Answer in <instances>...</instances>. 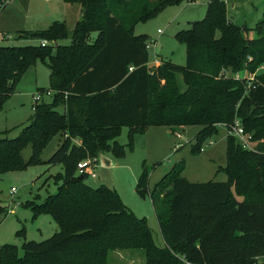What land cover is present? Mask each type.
Here are the masks:
<instances>
[{
  "label": "trees",
  "instance_id": "16d2710c",
  "mask_svg": "<svg viewBox=\"0 0 264 264\" xmlns=\"http://www.w3.org/2000/svg\"><path fill=\"white\" fill-rule=\"evenodd\" d=\"M64 1L80 4L85 16L69 44H58L67 32L64 22L55 20L45 29L19 33L50 44L0 45V105L38 60L49 69L53 91L51 102L34 103L17 135L0 134V173L43 162L63 167L55 193L27 202L33 216L48 214L59 229L41 241L24 240L20 249L0 245V264H104L109 251L127 249L142 250L145 264H264V10L249 28L227 19L223 0H211L206 16L178 33L186 44V65L162 59L149 68L148 35L134 34L135 25L166 6L194 0ZM93 31L101 32L99 42L91 41ZM259 67L263 71L257 74ZM242 71L254 75L249 88L246 75L235 77ZM58 104L63 112L55 109ZM235 119L251 134L254 149L228 136L227 165L219 168L226 180L188 181L182 160L150 190L143 167L137 192L150 194L163 246L115 189L92 187L75 173L85 157L124 155L115 140L121 126L128 127L131 139L150 125L171 132L199 125L190 149L197 154L218 124ZM64 130L66 138L43 161V149ZM28 143L25 160L21 151ZM247 175L251 182L237 199L233 181Z\"/></svg>",
  "mask_w": 264,
  "mask_h": 264
},
{
  "label": "rangeland",
  "instance_id": "374dc122",
  "mask_svg": "<svg viewBox=\"0 0 264 264\" xmlns=\"http://www.w3.org/2000/svg\"><path fill=\"white\" fill-rule=\"evenodd\" d=\"M210 1H183L178 5H169L153 18L135 25L134 34L148 35L149 68L156 66L152 63L154 53L157 58L180 66L186 65L187 48L178 33L204 18ZM223 1L226 17L234 24L252 28L262 18L264 0ZM81 15L83 18L80 21ZM84 18V9L78 3L64 0H5L0 8V45H35L39 43L38 39L19 36V33L23 30L45 29L55 20L64 22L67 32V38L59 40L58 44H69L73 31ZM219 34L217 29L216 35ZM250 35L253 36V33ZM90 36L91 41L99 42L102 34L93 31ZM153 40L156 41L155 44L152 43ZM262 71L263 68L259 67L256 72L259 74ZM48 76V67L39 60L23 74L15 90L0 105V134L7 131L9 137L15 136L28 123L34 112L33 95L37 92L42 93L43 100L40 102L52 101V94L47 95L38 89L49 87ZM177 84L180 89L184 88L181 75L177 77ZM55 109L63 112V105L58 104ZM199 129V125H191L171 132L167 126L150 125L143 132L134 133L130 139L128 127L121 126L115 140L124 146V155L117 157L106 152L115 164L102 166L98 162L95 167L96 177L86 176L83 180L92 187L104 185L115 189L122 202L136 216L145 219L152 230L155 243L163 246L164 239L150 194L147 191L139 194L137 182L145 167L148 171L147 189L151 190L174 164L182 160L185 165L182 175L188 181L226 180V174L219 169L227 165L226 144L229 135L226 125L218 124L217 133L203 142L199 153L192 154L191 144ZM65 138V130L58 132L43 149L41 159L47 160ZM73 142L78 143L79 140L73 139ZM30 154L31 146L28 143L21 155L27 160ZM62 172V165L43 162L25 169L0 173V245L11 243L20 249L24 240L41 241L59 229L50 215L33 216L28 203L42 202L49 194L55 193ZM250 182L251 177L248 175L237 182L233 181L232 191L237 199L243 198L242 193L247 191ZM12 189L14 192H11ZM104 264H145V255L142 250L136 249L111 250Z\"/></svg>",
  "mask_w": 264,
  "mask_h": 264
},
{
  "label": "built area",
  "instance_id": "2783aa9c",
  "mask_svg": "<svg viewBox=\"0 0 264 264\" xmlns=\"http://www.w3.org/2000/svg\"><path fill=\"white\" fill-rule=\"evenodd\" d=\"M5 0H1L0 7L4 4ZM153 44L156 43L155 40L152 41ZM39 44L42 46L50 44V41L46 39H41L39 41ZM146 48L150 49V43L146 44ZM152 63L155 65H158L160 61L158 62V58L155 56L152 60ZM239 74H235V77H239ZM247 84L246 87L249 88L252 86L253 81H255L253 74H247ZM41 91V90H40ZM47 95H53V91L50 88H47L45 90H42ZM33 99L36 102H40L42 99V93L37 92L35 95H33ZM227 133L228 135L235 136L238 139V142L241 144V146L245 149L252 150L254 149L252 144V137L250 133L245 132L243 126L241 125L240 121L238 119H235L232 123L229 125H226ZM98 165V157H85L81 160H79L76 164V175H83V176H90V177H96V171L95 167ZM11 192H14V189L11 190Z\"/></svg>",
  "mask_w": 264,
  "mask_h": 264
},
{
  "label": "water",
  "instance_id": "95a60500",
  "mask_svg": "<svg viewBox=\"0 0 264 264\" xmlns=\"http://www.w3.org/2000/svg\"><path fill=\"white\" fill-rule=\"evenodd\" d=\"M82 15L80 16V21L82 20ZM56 44V43H55ZM98 162L100 163V165L102 166H111V165H114L115 164V161H113L111 159V157H109L108 155H106L105 153L103 152H100L98 154Z\"/></svg>",
  "mask_w": 264,
  "mask_h": 264
},
{
  "label": "crops",
  "instance_id": "0c3cea01",
  "mask_svg": "<svg viewBox=\"0 0 264 264\" xmlns=\"http://www.w3.org/2000/svg\"><path fill=\"white\" fill-rule=\"evenodd\" d=\"M155 56H156V54L154 53V57H155ZM158 59H159V61L161 62L162 59H161V58H158ZM241 75H242V74H241ZM244 75H247V74H244Z\"/></svg>",
  "mask_w": 264,
  "mask_h": 264
}]
</instances>
